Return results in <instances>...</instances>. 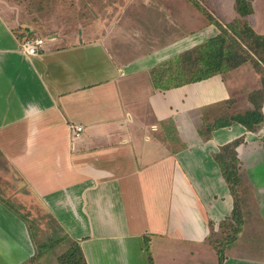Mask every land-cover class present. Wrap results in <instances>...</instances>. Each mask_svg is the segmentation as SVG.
Instances as JSON below:
<instances>
[{
    "label": "crops",
    "instance_id": "0c3cea01",
    "mask_svg": "<svg viewBox=\"0 0 264 264\" xmlns=\"http://www.w3.org/2000/svg\"><path fill=\"white\" fill-rule=\"evenodd\" d=\"M207 2L224 24L239 16L236 0ZM60 5L77 29L28 55L16 29L31 26L0 0V154L25 186L18 201L50 213L87 264H150L149 255L153 264H220L214 241L238 207L243 222L221 264H264V121L214 126L254 108L249 94L262 81L253 63L162 88L156 66L219 33L191 0ZM252 16L264 34L257 7ZM74 124L84 127L78 136ZM236 139L238 204L215 159ZM8 199L0 192V264H48L39 259L48 247Z\"/></svg>",
    "mask_w": 264,
    "mask_h": 264
},
{
    "label": "trees",
    "instance_id": "16d2710c",
    "mask_svg": "<svg viewBox=\"0 0 264 264\" xmlns=\"http://www.w3.org/2000/svg\"><path fill=\"white\" fill-rule=\"evenodd\" d=\"M191 1L218 27L219 33L156 66L152 71L154 83L162 88L177 87L207 79L218 73L228 72L251 61L257 72L261 74L262 81V87L249 94L254 108L243 113L233 114L229 119L216 122L214 126L219 127L230 125L232 122H240L247 129L256 130L264 121V65L262 64L264 58L260 52V48L264 47V34L257 33L249 22L248 17L254 12L252 0H236L235 8L239 16L227 24L218 20L203 5L202 2L205 0ZM16 34L20 42L37 37L33 28L23 25L16 29ZM254 55L262 62L257 60ZM205 129L210 131L211 125L206 124V128H201V131L204 132ZM242 141V139H236L225 144L215 154V159L235 197L236 204H238V187L241 182L237 146ZM237 209L238 207L235 208L231 216L236 223L232 222L230 226L227 224L226 228L229 227V229L226 231V235L214 241L220 264L224 258V246L234 239L243 222L241 213H238ZM145 247L148 250V246ZM61 257L65 259L62 264H87L79 243L75 241H72L70 248ZM149 261L150 264H153L151 255H149Z\"/></svg>",
    "mask_w": 264,
    "mask_h": 264
},
{
    "label": "rangeland",
    "instance_id": "374dc122",
    "mask_svg": "<svg viewBox=\"0 0 264 264\" xmlns=\"http://www.w3.org/2000/svg\"><path fill=\"white\" fill-rule=\"evenodd\" d=\"M11 4V13L13 18L17 20L20 19L22 23L30 25L31 28L35 31L37 37L46 38L52 35H58L63 30L69 31L71 29H77V26H74L73 20H65L70 24L64 25L63 23V14L57 12L55 9L58 6H61V3L68 5L70 3L71 8L75 3H81L84 0H9ZM90 1V0H89ZM97 5H100V0H91ZM186 1V0H185ZM231 3L233 0H229ZM226 2V0H225ZM253 7H257L259 17H264V0H252ZM224 0H211L210 3L207 2V5L212 8V5L223 4ZM220 7V6H219ZM213 10V9H212ZM232 9L229 8L228 11ZM200 11V10H199ZM225 11V10H224ZM225 11V12H228ZM87 12V11H86ZM215 13V11H212ZM72 11H70V15ZM216 11V15H217ZM77 17V15H76ZM65 18V17H64ZM184 20L189 21V16L187 13L182 14ZM255 17L252 16L249 18L250 23L254 24ZM123 31L121 30L119 34ZM262 58H264V47L260 48ZM8 166L4 158L0 154V192L9 196L8 199L14 206L21 209L23 213L27 216L32 228L37 233V241L39 245L45 244L48 248L45 249L43 257L39 259H46L48 264H62L65 261L64 258L60 256L64 255L66 251L72 245V240L69 236H66L55 221L53 216L45 211L42 207L33 201L30 205V202L27 201V204H21L18 200L20 195L25 193V186L19 182L18 177H13L8 174ZM18 193V194H17ZM46 264V263H43Z\"/></svg>",
    "mask_w": 264,
    "mask_h": 264
},
{
    "label": "built area",
    "instance_id": "2783aa9c",
    "mask_svg": "<svg viewBox=\"0 0 264 264\" xmlns=\"http://www.w3.org/2000/svg\"><path fill=\"white\" fill-rule=\"evenodd\" d=\"M45 39L41 37H36L34 39H27L21 42L22 50L28 55H39L44 49ZM84 130L83 125L74 124L72 125V133L75 136L80 135V133Z\"/></svg>",
    "mask_w": 264,
    "mask_h": 264
}]
</instances>
